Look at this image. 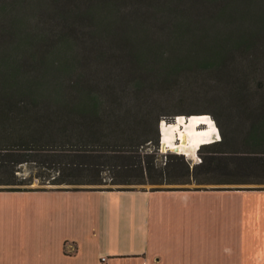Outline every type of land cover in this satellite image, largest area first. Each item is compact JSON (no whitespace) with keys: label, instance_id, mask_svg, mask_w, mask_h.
I'll return each mask as SVG.
<instances>
[{"label":"trees","instance_id":"16d2710c","mask_svg":"<svg viewBox=\"0 0 264 264\" xmlns=\"http://www.w3.org/2000/svg\"><path fill=\"white\" fill-rule=\"evenodd\" d=\"M178 86L234 99L250 120L245 160L264 167V0H0V191L45 190L20 187L36 178L105 185L104 172L114 185L251 183L210 176L239 154L224 150L234 140L223 128L221 141L200 149L212 155L183 178L143 159L167 115L142 97Z\"/></svg>","mask_w":264,"mask_h":264},{"label":"crops","instance_id":"0c3cea01","mask_svg":"<svg viewBox=\"0 0 264 264\" xmlns=\"http://www.w3.org/2000/svg\"><path fill=\"white\" fill-rule=\"evenodd\" d=\"M224 185L0 191V264H264V187Z\"/></svg>","mask_w":264,"mask_h":264},{"label":"rangeland","instance_id":"374dc122","mask_svg":"<svg viewBox=\"0 0 264 264\" xmlns=\"http://www.w3.org/2000/svg\"><path fill=\"white\" fill-rule=\"evenodd\" d=\"M127 7L125 11L129 13ZM17 14L19 16L20 10H23V7L20 5H17L16 7ZM118 13V12H117ZM146 12L141 11L139 16H145ZM115 14L113 15V17ZM22 17L26 19L32 18V15ZM115 18V17H114ZM76 48V47H75ZM72 46L67 47L66 49L69 50H75ZM64 52V51H63ZM183 87L186 89V85H183ZM161 93V92H159ZM132 97V96H131ZM131 97H128L126 99H129ZM148 100V102H151V108L154 109L153 113L155 116H158L160 114L167 115L162 116L161 120L163 122L172 123L175 120L178 119V116H185L189 117L190 115H209L211 116L214 121L216 122L220 134L221 139L223 137V130L227 136V141L229 143L232 142L233 145H224L225 151H234L239 152L238 155H236L233 159H229L227 161L226 167L224 170H219L222 167H218L217 169H213L211 171L210 176L212 178H216L218 175L222 179H231V180H240V181H246L251 182L247 184H239L240 186L248 187V188H255V187H264V184H257L256 181H263L264 182V167L260 165H255L251 163L250 161H246L244 157L245 150H247V147L245 145H242V138L245 135L246 129L248 126V122L244 115L241 113L243 112L242 108L239 107L236 104H233L234 99H230L229 97H226L222 100H217L215 97H209L206 98V96H197L192 97L189 94H185L184 89L181 86L177 87V90L173 92V94L165 95V94H157V95H150L146 97H142ZM211 111V112H207ZM247 121V123H246ZM246 123V124H245ZM161 125V123H160ZM162 127V125L160 126ZM123 128H126L123 126ZM156 122L153 124V132L151 135L153 137H156ZM223 128V130H222ZM142 135L141 133H139ZM221 141V140H219ZM217 142V141H216ZM203 151V152H202ZM202 151H198L194 158H191L187 155L184 156L181 152H176L172 149H164L162 145V133L160 128V143L159 145L154 144H146L144 145V148H142V157L145 159L146 155H148L146 160L152 161L154 159L155 164L157 167H162L160 169L167 168L164 172L166 173L164 176H167L170 179H175L177 177H180V175H184L182 173H186L187 166H191V170H193L194 165L197 163H200L201 161L205 160L206 157H210L212 155V149H202ZM221 151V148L220 150ZM248 153V152H247ZM153 157V159L151 158ZM105 160H109L108 163L112 165H120L123 163V159H114V158H107ZM133 163L131 160H127L125 165ZM170 167V168H169ZM29 166L25 165L23 167L24 172H20V176L27 177L30 175V172H28ZM38 170H34L32 173L36 175ZM180 174V175H177ZM103 175L107 177L108 184L105 185H93V184H85V185H51V184H41L38 178H36L33 183L28 185H21L20 187L28 188V189H49V188H58V189H75V188H86V187H95V188H146V189H152V190H162V189H189V188H205V187H221L225 186L224 184H216L215 182H208V183H173V184H155L152 182H149L147 184H133V185H127V184H118L114 185L111 184V180L109 179L111 172L107 173L104 172ZM154 175L155 171H154ZM183 178V177H180ZM207 179H211L209 176L206 177ZM153 179V178H152ZM253 182V183H252ZM255 183V184H254ZM4 187V186H3Z\"/></svg>","mask_w":264,"mask_h":264},{"label":"bare ground","instance_id":"6f19581e","mask_svg":"<svg viewBox=\"0 0 264 264\" xmlns=\"http://www.w3.org/2000/svg\"><path fill=\"white\" fill-rule=\"evenodd\" d=\"M161 133L164 149H172L191 158L204 145L221 140L220 130L209 115L178 116L172 123L163 122Z\"/></svg>","mask_w":264,"mask_h":264},{"label":"water","instance_id":"95a60500","mask_svg":"<svg viewBox=\"0 0 264 264\" xmlns=\"http://www.w3.org/2000/svg\"><path fill=\"white\" fill-rule=\"evenodd\" d=\"M161 125H162V122H161ZM161 125H160V126H161ZM160 128H161V127H160Z\"/></svg>","mask_w":264,"mask_h":264}]
</instances>
